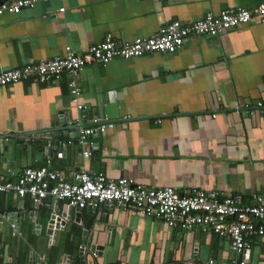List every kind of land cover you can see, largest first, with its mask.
<instances>
[{
    "label": "crops",
    "instance_id": "obj_1",
    "mask_svg": "<svg viewBox=\"0 0 264 264\" xmlns=\"http://www.w3.org/2000/svg\"><path fill=\"white\" fill-rule=\"evenodd\" d=\"M262 1L39 3L0 16V71L62 56L66 46L81 54L107 33L130 42L171 21L189 23ZM68 80L63 73L45 85L28 80L0 88V136L14 137L0 173L45 167L69 179L84 170L181 194L196 188L264 198V23L189 37L171 54L86 66L75 79L82 110L70 103ZM103 115L113 128L76 143L78 130L97 126ZM43 132L66 140L64 156L37 150L32 140L39 136L29 135ZM67 208L49 196L35 208L29 197L0 193V264H28L30 254L39 264L62 256L76 264H232L237 257L212 233L168 227L109 205L71 208L68 215ZM50 213L60 218L47 235ZM12 224L19 235H11ZM247 264H264L261 239L251 240Z\"/></svg>",
    "mask_w": 264,
    "mask_h": 264
},
{
    "label": "built area",
    "instance_id": "obj_2",
    "mask_svg": "<svg viewBox=\"0 0 264 264\" xmlns=\"http://www.w3.org/2000/svg\"><path fill=\"white\" fill-rule=\"evenodd\" d=\"M49 1L3 2L0 3V16L17 15L22 9H32ZM63 10L61 6L57 11L62 13ZM251 21L264 23V1L250 9L236 7L217 14L207 12L189 23L171 21L153 36L137 37L130 42H121L107 33L81 54H75L66 46L62 56L0 71V88L28 80L31 84L45 85L56 82L66 73L70 103L82 110L84 106L78 103L81 92L75 79L84 67L91 64L104 66L113 60H128L145 54H171L189 37L216 35ZM255 105L262 107L259 102ZM112 128L113 124L103 115L97 126L79 129L75 141L82 145L86 138ZM89 155V152L82 153L84 158ZM0 193H12L19 199L29 197L33 202H43L49 196L55 202L78 210L109 205L160 221L168 227L212 233L226 240L230 250L237 255L232 264H247L252 239L259 238L264 244V198L256 195L245 200L240 194L223 196L196 188L181 194L172 187L145 188L123 177L112 179L102 173L90 174L84 170L72 173L69 180L60 171L45 167L25 168L18 174L11 170L0 173ZM11 229L12 236L19 235L13 224Z\"/></svg>",
    "mask_w": 264,
    "mask_h": 264
},
{
    "label": "water",
    "instance_id": "obj_3",
    "mask_svg": "<svg viewBox=\"0 0 264 264\" xmlns=\"http://www.w3.org/2000/svg\"><path fill=\"white\" fill-rule=\"evenodd\" d=\"M45 132L41 133H32L29 136L33 137H37L36 139L32 140L34 141L35 144H37V150L40 152L43 151H47L48 154L50 153H54L57 152V158H59L60 156H64L65 154V144H66V140H59L57 137H53L52 135H46L45 136ZM77 133L74 135V137H76ZM45 136V137H44ZM70 137V136H69ZM14 137H8V136H0V161L5 162L6 159L5 157V152H6V148H8V146H10L11 144V139ZM29 138V139H32ZM22 139H20L19 143L22 144L23 141H21ZM30 141L28 143H26V145H29ZM24 144V143H23ZM25 145H22V147ZM17 147V146H16ZM19 148V147H18ZM25 149V148H24ZM6 163V162H5ZM70 180V178H69ZM39 203H42V201H38V202H34V207L38 208ZM49 208V207H48ZM71 208L68 207L66 210V214L68 215L70 212ZM76 211L78 209H75ZM93 210V209H92ZM60 217H64V212L60 213ZM59 217V218H60ZM56 215L50 213V215H48V220H47V224H46V234L50 235L52 234V229H56V222L59 218H56ZM8 258H10V256H7ZM7 258V262L10 263V260ZM6 259V258H5ZM28 264H39V260L34 258L33 256H31V254L28 256ZM56 264H76L75 261H70L69 262V257L68 256H62L59 261Z\"/></svg>",
    "mask_w": 264,
    "mask_h": 264
}]
</instances>
